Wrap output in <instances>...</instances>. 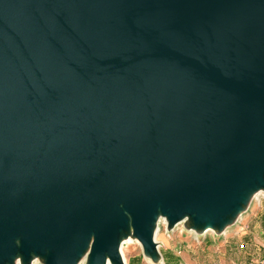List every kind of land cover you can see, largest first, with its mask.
<instances>
[{
    "label": "water",
    "instance_id": "95a60500",
    "mask_svg": "<svg viewBox=\"0 0 264 264\" xmlns=\"http://www.w3.org/2000/svg\"><path fill=\"white\" fill-rule=\"evenodd\" d=\"M264 195V0H0V264H124Z\"/></svg>",
    "mask_w": 264,
    "mask_h": 264
},
{
    "label": "rangeland",
    "instance_id": "374dc122",
    "mask_svg": "<svg viewBox=\"0 0 264 264\" xmlns=\"http://www.w3.org/2000/svg\"><path fill=\"white\" fill-rule=\"evenodd\" d=\"M262 222H264V195L259 193L251 201L248 211L227 229L228 232L222 238H217L211 232L206 237L199 238V242H194L184 232L181 224L168 234L164 224L160 223L156 241L161 244L159 251L165 258V264H214L221 260L227 263L232 261L238 264H256L258 259H264L258 244L262 237L260 232L264 230ZM224 244L227 246V252L222 256ZM240 244L244 245L242 250L238 248ZM216 247L219 250H216ZM178 250L182 251L180 255L177 254ZM123 255L126 264H142L141 248L134 240L124 245ZM35 264L40 263L36 261Z\"/></svg>",
    "mask_w": 264,
    "mask_h": 264
},
{
    "label": "crops",
    "instance_id": "0c3cea01",
    "mask_svg": "<svg viewBox=\"0 0 264 264\" xmlns=\"http://www.w3.org/2000/svg\"><path fill=\"white\" fill-rule=\"evenodd\" d=\"M247 211H248V209H247ZM246 211V212H247ZM245 212V213H246ZM244 214V213H243ZM242 214V215H243ZM242 215L239 217V218H241L242 217ZM237 222H238V220H237ZM262 224H263V227H264V222H262ZM230 228V227H229ZM264 229V228H263ZM228 232V230L226 229L221 235H219V236H216L217 238H222V237H224L225 236V234ZM260 234H261V241H259V247H260V249H261V251L263 252V255H264V230L262 231V232H260ZM215 238V237H214ZM214 240V239H213ZM161 245V244H160ZM229 246V245H228ZM161 247V246H160ZM230 247V246H229ZM227 246L224 244L223 246H222V250H223V255L222 256H224L225 255V253L227 252ZM216 250H219V248H217L216 247ZM161 256H162V260L159 262V263H157V264H165V258L163 257V255L161 254ZM259 261H260V259H258L257 261H256V264H258L259 263ZM140 262L142 263V264H154V263H152V262H150L148 259H146V258H144L143 257V255L141 256V259H140ZM230 263H232V264H238V263H236V262H230ZM230 263H227L226 261H223V260H221V261H219V263H214V264H230Z\"/></svg>",
    "mask_w": 264,
    "mask_h": 264
},
{
    "label": "built area",
    "instance_id": "2783aa9c",
    "mask_svg": "<svg viewBox=\"0 0 264 264\" xmlns=\"http://www.w3.org/2000/svg\"><path fill=\"white\" fill-rule=\"evenodd\" d=\"M160 223H163L164 224V226H165V223H164V221L163 220H160L159 221V224ZM159 224H158V229H157V232H158V230H159ZM165 231H166V228H165ZM170 232H172V231H170ZM170 232H168V231H166V233H170ZM184 232L186 233V234H188L191 238H192V241H194V242H199V238H201V237H206L208 234H210L211 232H205V233H203L201 236H198V235H196L194 232H191V231H185L184 230ZM154 240H155V238H154ZM155 242L157 243V246H158V248H160V243H158L156 240H155ZM238 248L240 249V250H242L243 248H244V245L243 244H240L239 246H238ZM182 253V251H180V250H178L177 251V254L178 255H180ZM258 264H264V259H261L260 261H259V263Z\"/></svg>",
    "mask_w": 264,
    "mask_h": 264
},
{
    "label": "bare ground",
    "instance_id": "6f19581e",
    "mask_svg": "<svg viewBox=\"0 0 264 264\" xmlns=\"http://www.w3.org/2000/svg\"><path fill=\"white\" fill-rule=\"evenodd\" d=\"M155 240H157V232L155 234ZM131 242H133V240L130 239V238H128L127 240L123 241L122 242V245L120 246V253H121V256H122V259H123L124 264H126V260H125L124 255H123V247H124L125 244H130ZM35 263H36V261L33 262V264H35ZM80 264H82V263H80Z\"/></svg>",
    "mask_w": 264,
    "mask_h": 264
}]
</instances>
